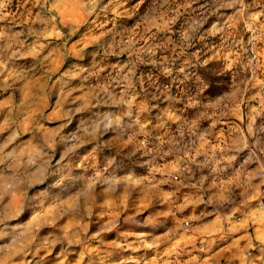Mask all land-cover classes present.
<instances>
[{
    "label": "rangeland",
    "instance_id": "374dc122",
    "mask_svg": "<svg viewBox=\"0 0 264 264\" xmlns=\"http://www.w3.org/2000/svg\"><path fill=\"white\" fill-rule=\"evenodd\" d=\"M258 84L264 0H0V264H264L260 196L174 205L192 129Z\"/></svg>",
    "mask_w": 264,
    "mask_h": 264
},
{
    "label": "crops",
    "instance_id": "0c3cea01",
    "mask_svg": "<svg viewBox=\"0 0 264 264\" xmlns=\"http://www.w3.org/2000/svg\"><path fill=\"white\" fill-rule=\"evenodd\" d=\"M250 87V97L230 115L211 118L208 129L194 127L189 151L176 155L180 180L175 210L183 209L189 218L231 220L237 212L249 213L259 199L264 183V85Z\"/></svg>",
    "mask_w": 264,
    "mask_h": 264
},
{
    "label": "built area",
    "instance_id": "2783aa9c",
    "mask_svg": "<svg viewBox=\"0 0 264 264\" xmlns=\"http://www.w3.org/2000/svg\"><path fill=\"white\" fill-rule=\"evenodd\" d=\"M260 203H261V206L262 208L264 209V183L261 187V191H260Z\"/></svg>",
    "mask_w": 264,
    "mask_h": 264
}]
</instances>
